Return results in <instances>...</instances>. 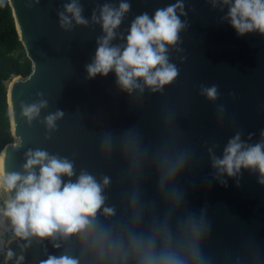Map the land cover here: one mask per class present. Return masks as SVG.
<instances>
[{
  "label": "water",
  "instance_id": "1",
  "mask_svg": "<svg viewBox=\"0 0 264 264\" xmlns=\"http://www.w3.org/2000/svg\"><path fill=\"white\" fill-rule=\"evenodd\" d=\"M70 2L9 0L32 70L9 83L16 140L4 148V172L26 174L29 151L67 158L75 175L63 176L65 182H75L82 171L100 183L109 178L96 222L115 233L127 236L135 228L147 236L154 225L167 221L178 236L184 221L195 215L205 224L200 250L209 264H264V184L259 183V171L241 168L229 177L219 173L211 159L222 158L237 133L245 147L264 143V34L238 35L223 0H76L87 24L72 19L61 27L60 13L71 19L65 10ZM121 2L130 9L109 42L121 49L137 16L147 13L151 18L157 9L183 6L176 9L184 24L179 41L166 45L168 62L179 74L161 91H151L139 79L140 87L129 93L117 83L114 71L88 77L86 66L105 35L93 13L98 19L103 5L118 9ZM213 85L218 86L215 100L201 95V86ZM41 101L46 106L29 121L24 107ZM57 111L63 116L49 128L46 117ZM180 154L186 157L183 169L168 180L161 173ZM35 171L39 173L38 166ZM174 192L182 196L178 208L172 204ZM103 208L115 214L105 216ZM134 211L140 214L138 223ZM8 252L12 256L6 255L5 264H41L49 255L65 254L80 264H101L92 252L81 249L76 236L54 241L15 237L8 241ZM103 264L111 262L105 259ZM189 264L195 262L189 258Z\"/></svg>",
  "mask_w": 264,
  "mask_h": 264
},
{
  "label": "clouds",
  "instance_id": "2",
  "mask_svg": "<svg viewBox=\"0 0 264 264\" xmlns=\"http://www.w3.org/2000/svg\"><path fill=\"white\" fill-rule=\"evenodd\" d=\"M223 4L229 5L227 17L238 35L252 31L264 34V0H223ZM182 7V4L176 3L157 9L151 18L147 13L137 16L126 36V46L121 49L119 46H109V42L115 37L114 30L121 24L130 4L121 2L118 9L103 5L98 19L93 13V20L102 21L105 35L98 41L93 62L86 66L88 77L94 78L97 74L106 76L114 71L117 83L129 93L140 87L137 83L139 79L153 92L161 91L165 85L171 84L179 70L168 62L166 45H176L179 41L184 24L177 16L176 9ZM65 10L71 14V19L60 13L61 27L70 25L72 19L77 24H87L76 0L66 4ZM217 87L201 86V95L215 100L218 96ZM45 106L44 101L26 106L23 115L31 121ZM62 116L61 111L48 115V127H55V121ZM261 136L264 137V131ZM105 143L110 144V140L106 139ZM208 151L211 153L212 149ZM26 155L27 160L23 165L26 174H9L0 169V197H7L4 206L0 207V216L10 221L15 237L27 240L34 236L54 241L58 237L68 239L76 236L81 249L92 252L101 264L105 259L111 264H129V261L135 264H189V258L195 264H209L200 250V240L205 234L202 218L189 215L178 236L167 221L154 225L153 231L147 236L135 228L129 229L127 236L115 233L111 226L96 222L98 211L105 203L106 197L102 193L109 185L108 177H104L100 183L82 171L75 182L71 179L65 182L63 176L71 178L75 175L73 163L67 158L49 156L46 151L40 150L29 151ZM185 159V155L180 154L161 175L174 180L182 171ZM211 159L212 166L229 177L235 176L241 168L258 170L259 183L264 184V143L245 147L237 133L229 140L223 157L213 155ZM35 166L39 167L38 174ZM136 201L137 198L133 197L134 209ZM181 201V194L174 192L173 206L178 208ZM103 214L112 216L115 214L114 209L103 208ZM133 215L138 223L140 214L134 211ZM53 247L59 248L60 245L53 243ZM7 256L10 259L12 253L8 252ZM41 264H80V260L66 254L59 257L49 255Z\"/></svg>",
  "mask_w": 264,
  "mask_h": 264
},
{
  "label": "trees",
  "instance_id": "3",
  "mask_svg": "<svg viewBox=\"0 0 264 264\" xmlns=\"http://www.w3.org/2000/svg\"><path fill=\"white\" fill-rule=\"evenodd\" d=\"M32 62L19 37L9 0H0V154L15 138L11 130L8 81L14 76H27Z\"/></svg>",
  "mask_w": 264,
  "mask_h": 264
},
{
  "label": "bare ground",
  "instance_id": "4",
  "mask_svg": "<svg viewBox=\"0 0 264 264\" xmlns=\"http://www.w3.org/2000/svg\"><path fill=\"white\" fill-rule=\"evenodd\" d=\"M15 77H17V76H14L9 81V83L12 82ZM10 84H8L9 94H10ZM13 131L15 133L14 126H13ZM4 151H5V149H3L1 154H0V169H3V171H4V167H3V154H4ZM6 198L7 197L5 196V199ZM0 207H3L2 204H1V200H0ZM10 228H12L11 224H10V221L7 218H4V217L0 216V249L2 248V245L7 242V239L4 238V234L8 233L10 239L15 238V236H14L13 232H11Z\"/></svg>",
  "mask_w": 264,
  "mask_h": 264
},
{
  "label": "built area",
  "instance_id": "5",
  "mask_svg": "<svg viewBox=\"0 0 264 264\" xmlns=\"http://www.w3.org/2000/svg\"><path fill=\"white\" fill-rule=\"evenodd\" d=\"M4 238L7 239V242L2 245L0 249V264H5L6 255L8 252V241L10 240L9 234H4Z\"/></svg>",
  "mask_w": 264,
  "mask_h": 264
},
{
  "label": "rangeland",
  "instance_id": "6",
  "mask_svg": "<svg viewBox=\"0 0 264 264\" xmlns=\"http://www.w3.org/2000/svg\"><path fill=\"white\" fill-rule=\"evenodd\" d=\"M8 83H9V81H8ZM16 140V139H15ZM4 199H5V197H0V200H1V204H2V206H4Z\"/></svg>",
  "mask_w": 264,
  "mask_h": 264
}]
</instances>
